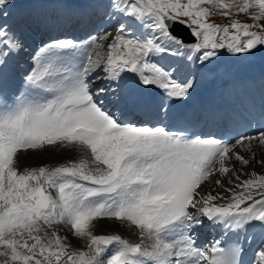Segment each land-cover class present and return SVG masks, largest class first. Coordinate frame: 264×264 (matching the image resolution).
Masks as SVG:
<instances>
[{
  "label": "snow or ice",
  "instance_id": "obj_1",
  "mask_svg": "<svg viewBox=\"0 0 264 264\" xmlns=\"http://www.w3.org/2000/svg\"><path fill=\"white\" fill-rule=\"evenodd\" d=\"M10 5L0 0V15L6 17ZM89 6L116 32L107 54L91 33L87 44L54 38L33 53L14 89L7 68L25 42L0 24V255L9 257L3 264H245L249 232L264 229V175L253 173L227 189L231 197L219 205L213 201L225 198L201 195V185L214 171L229 173L225 160L234 144H264V130L233 138L230 129L219 138L202 130L203 114L184 107L195 90V69L180 79L181 69L165 60L180 57L213 72L209 65L217 62L218 50L255 55L264 49V32L246 23H209L217 6L233 7L224 0H94ZM237 7H257L255 19L264 20V0ZM110 36L105 30L99 39ZM61 149H75L83 158L54 168L16 166L29 150ZM98 218L129 223L140 242L93 235L90 222ZM205 220L222 232L200 246L197 231ZM53 225L86 238L88 252H68L59 236L45 243L34 234ZM252 264H264V240Z\"/></svg>",
  "mask_w": 264,
  "mask_h": 264
},
{
  "label": "bare ground",
  "instance_id": "obj_2",
  "mask_svg": "<svg viewBox=\"0 0 264 264\" xmlns=\"http://www.w3.org/2000/svg\"><path fill=\"white\" fill-rule=\"evenodd\" d=\"M40 1V2H39ZM77 3L76 5H78L79 2H82V4L84 5L86 2L91 1V3L94 2V0H72L67 4L64 2V0H17L15 1V3H11V5L6 9L7 15L11 14L10 10L11 8H13V11L16 12L15 18L17 19L20 12H22L25 15L28 16H33L36 17V15L38 14V8L39 5H44L46 10H50L51 14L53 15V13L56 9H60L62 8L63 10L60 9L61 14H63V12H68L66 7L68 5H71V10L74 8V4L75 2ZM40 3V4H39ZM91 12H95L94 8H91ZM38 18H40L46 25L47 22L49 25H47L48 27V32L41 38L38 34L36 35L33 34V36H29L27 35L26 38H24L22 35H20L21 33H23L22 31L18 34L20 35L24 42H25V47L24 50L21 51L17 56L13 57V63H12V68H15L19 74L17 76H15L14 78H12V84H13V89L15 88V84H16V80L17 78H21L23 75V70L27 69L28 66L31 64V58L34 52H36L39 48L42 47V44H44V42L46 41H50L52 39H54V33L52 34V30L51 27L53 25V23H50L51 19H47V21H45L44 17L42 16V14L38 15ZM2 19L4 20V24L7 25H12L14 24V19H13V15L10 16H3ZM57 20V19H56ZM97 22V26L96 27H101V33L105 30H113L111 36H110V40L108 43H110L111 39L113 36H115L116 32L113 28H111L109 26V29H104V26L106 24H99V21ZM52 28H56V27H52ZM101 33L99 34V36L101 35ZM54 36V37H53ZM99 36L96 37L97 43L98 44H103L104 40L99 39ZM88 40H86L84 43L87 44ZM103 55L107 54V49L103 51L102 53ZM95 58V57H93ZM169 59V58H168ZM175 61H177L176 64L184 61L182 58L180 57H175ZM237 61L238 66L240 67V69H245L247 68L246 64L243 63L239 58H234L233 62ZM185 62V61H184ZM166 64H168V61H165ZM186 63V62H185ZM181 72L180 74L186 70V74L185 76H187L190 72H192L195 69V74L197 77V83H201L204 81H207V76H210L212 73L205 70L204 72H199V67L198 69H196L195 66L192 67H188L186 68V66H182L181 67ZM209 68H211V65H209ZM222 69V68H220ZM218 70V68H217ZM219 71V70H218ZM184 76V77H185ZM97 84L102 83L101 81H97ZM95 87V85H93ZM194 95V92L192 94V97ZM225 109L227 111H229L230 106L228 104L225 105ZM204 116H206V114H204ZM247 147L244 151L242 149L243 152L240 153L241 156H243L245 159H248L250 161L249 165H242V163L240 161H237L235 159V157H233L234 155L229 153V159L225 160V166L229 168V173L226 174H220L217 171H214L211 176L209 177V179L206 181V183L203 182V184L201 185L203 191L205 192V195L203 196H207L209 194L211 195H215V193L219 196H223L225 199L224 200H217V201H213L214 204H220V203H226L228 198L231 197V192L227 191V189H233L235 188V185L238 183H241L243 180L245 179H249V178H253V173H255L256 177H258L259 175H264V151H262L261 149V143H259L257 140L253 139L251 140L249 143H246ZM264 146V144H263ZM252 151H256V154L253 155L251 154ZM49 151L45 150H29L26 154L24 155H19V161L20 163H24L25 160L29 161V160H34L36 159L35 157L37 156H41L42 158H46L49 154L47 153ZM231 152V151H230ZM51 155L48 156L50 158H52V160H55V162H58V157L60 155H66L69 156V160L68 162L71 161H78L79 159L83 158V154L79 151H76L75 149H61L55 152H50ZM48 154L46 157L45 155ZM30 157V158H28ZM34 157V158H33ZM47 159V158H46ZM67 159V158H66ZM51 160V159H50ZM50 160H47L48 162ZM19 163V164H20ZM21 164V165H22ZM59 164V162H58ZM64 164V163H62ZM55 163L53 162V164L49 165V167L54 168ZM48 166V165H47ZM59 166V165H58ZM219 167V165H217V168ZM236 176L240 177V180L237 181L235 179ZM220 180L221 184L224 186L223 188L218 185L217 188L215 189L214 185H212V180L214 179ZM211 180V181H210ZM210 181V182H209ZM240 189H237V191H239ZM199 191V189H198ZM203 191L201 192L203 194ZM257 199H259V197H256ZM248 203H251L250 201ZM244 205H242L243 207ZM108 219V218H107ZM106 225H111L113 228L112 232L116 233H121V236L123 239H127L132 243H138L140 242V237L138 232L134 229V226L130 225L127 222H122L119 220H106ZM208 224V221L205 220L204 222V226L201 228V231L205 230L206 225ZM252 236H257V238L260 239H264V229H256V230H252L250 231ZM206 242V239L203 240V243ZM151 241L146 240L145 244H150Z\"/></svg>",
  "mask_w": 264,
  "mask_h": 264
},
{
  "label": "rangeland",
  "instance_id": "obj_3",
  "mask_svg": "<svg viewBox=\"0 0 264 264\" xmlns=\"http://www.w3.org/2000/svg\"><path fill=\"white\" fill-rule=\"evenodd\" d=\"M15 1L17 0H11V3H15ZM246 2V0H224V3H228V4H232L233 7L230 9H223L220 8L219 6H217L213 11L212 14L208 17V22L209 23H213L216 25H220V26H225L228 25L232 22H239V23H246L249 25H253V27L250 29L251 31H255V32H264V27H257V25H261L264 26V20H256L255 19V15L258 13V8L257 7H253L250 8L248 10V12H240L238 10L237 5H243ZM250 2L254 3V0H250ZM207 7L212 8V5H207ZM224 11H229L230 15L228 16H224L223 12ZM231 32H234L235 30H230ZM107 41V40H106ZM261 50L262 52L264 51V49H260L258 47V49L254 50ZM219 53H222L223 51L228 52L227 50L221 49L218 50ZM228 54H230L231 56H235L236 53H231L228 52ZM261 149L262 151H264V146L263 144H261ZM247 147L246 144H243L242 147H240V149H238L236 151V153H238L240 155L241 152H243ZM243 149V151H242ZM46 152V151H45ZM48 154L45 155V157L48 155L50 156L51 153L47 152ZM233 154V153H232ZM231 154V155H232ZM251 154L255 155L256 151H252ZM46 157V158H42L41 156H37L35 157L36 159L34 160H29L26 161L22 164L20 163L19 159L16 161V166L18 168L19 171H23L24 169H35V168H39L42 160L44 159L43 163L45 162V166H47L48 164L51 165L53 164V162L55 163V166L61 165L62 163L66 164L68 163V158L69 156L66 155H60L58 157V162H55V160H52V158L50 157ZM235 157V156H233ZM20 158V157H19ZM30 158V157H28ZM34 158V157H33ZM67 158V159H66ZM46 159V161H45ZM51 159V160H50ZM47 160H50L49 162ZM20 163V164H19ZM22 164V165H21ZM49 165L47 166L48 168ZM44 165L42 164L40 167H43ZM216 178L214 180H212V185H214L215 189L217 188L218 184H216ZM211 181V180H210ZM209 181V182H210ZM208 183V181H207ZM53 196L56 195V190H48ZM215 195H217L215 193ZM96 220L98 219H94L93 221L90 222V230L92 232H99L103 234H106L109 232L108 229L112 230L113 228H111V225H106L108 223H106V220H103L102 222H100L99 224L96 222ZM108 220V219H107ZM101 225V226H100ZM103 227V228H102ZM108 228V229H107ZM122 233V232H121ZM35 235H40L44 242L47 243L49 241H53L55 239V236H59L64 243H66L68 245L67 251L68 252H88V243L89 241L86 238H78L76 237L73 232H71L68 228L67 225H53V227L51 228H47V226H45V228L40 232V233H34ZM95 234V233H92ZM28 240V243L31 244L32 240L28 237H25ZM53 250H56L55 245L53 244ZM3 251V248L0 247V252ZM20 251L22 253L26 252L25 249H20ZM47 253H45L46 255ZM37 258H41L39 255H37ZM9 259V257H5L3 255H0V264H3V261ZM42 259V258H41ZM15 264H22L21 261H16ZM53 264H55V262H53Z\"/></svg>",
  "mask_w": 264,
  "mask_h": 264
}]
</instances>
